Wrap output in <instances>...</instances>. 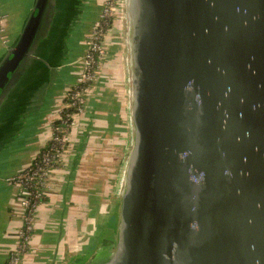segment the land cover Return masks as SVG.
I'll use <instances>...</instances> for the list:
<instances>
[{"label": "water", "instance_id": "obj_1", "mask_svg": "<svg viewBox=\"0 0 264 264\" xmlns=\"http://www.w3.org/2000/svg\"><path fill=\"white\" fill-rule=\"evenodd\" d=\"M125 9L131 143L115 233L84 264H264V0ZM55 10L35 0L0 58L1 100Z\"/></svg>", "mask_w": 264, "mask_h": 264}, {"label": "crops", "instance_id": "obj_2", "mask_svg": "<svg viewBox=\"0 0 264 264\" xmlns=\"http://www.w3.org/2000/svg\"><path fill=\"white\" fill-rule=\"evenodd\" d=\"M101 1L103 2V0H89L92 7L98 4L99 11L91 21L82 18V24L75 33L74 43L70 46L65 68L67 65L71 67L76 64L78 61L75 59L80 57L78 68L75 70L77 74L87 49L85 37L101 12L99 4ZM4 3L3 14H0L4 28L0 33V54L4 53L12 43L11 34L16 37L20 34L35 0H7ZM120 23L122 24V20ZM119 34L121 37V31ZM120 37L111 41L106 39L107 54L101 66L97 85L88 100L86 111L78 118L75 143L71 152L60 167L51 169L46 191L47 199L40 204L39 210L34 215L32 244L22 254L23 264H49L50 261L56 263L58 259L64 258L67 251L74 250L76 243L78 246L75 250H87L88 247L84 246L87 239L91 240L89 245L94 248L96 243L88 237L89 229L95 228L96 232L103 225L110 229L114 227L112 219L116 222L117 195L131 143L127 101L128 71L124 49L122 51L120 48L123 45ZM77 44L84 47L81 55L76 53ZM60 79L61 75L52 85L45 88L41 102L26 119L21 135L16 136L10 143L7 147L9 151L6 149L0 155V167H4L0 169V198L5 197L4 217L0 209V217L3 218L0 224V264H7L10 252L18 245V232L23 225V210L20 204L18 205V190L8 178L32 163L38 151L49 141L51 129L59 119L58 114L64 103L66 91L74 82L71 79L63 81ZM56 83L64 84L65 88L62 92H59L62 86H58L57 90L54 89ZM99 89L102 97H98L97 100L100 102L99 107L96 108L95 102L94 105H91V102L93 99L96 100ZM47 97L49 102L45 106ZM89 107L92 108L91 111ZM85 118L90 119L86 125ZM82 140L84 145L75 146ZM10 167H12L10 172H3ZM8 186L15 188L12 187L16 195L14 193L10 195ZM5 188L6 193L3 190ZM100 197L102 200H99ZM105 208H109L107 212ZM99 215L100 217L97 218ZM90 221L92 222L89 223ZM103 221L105 224L102 223Z\"/></svg>", "mask_w": 264, "mask_h": 264}, {"label": "built area", "instance_id": "obj_3", "mask_svg": "<svg viewBox=\"0 0 264 264\" xmlns=\"http://www.w3.org/2000/svg\"><path fill=\"white\" fill-rule=\"evenodd\" d=\"M120 1L103 0V8L89 30V35H87V49L83 57V69L74 83L78 89L75 88L68 93L67 96L70 100L62 104L58 114V120L67 121L69 118L72 119L68 123L69 130L64 131L54 125L51 129L49 141L53 140L55 144L41 155V160L35 163L32 161L18 173L8 178V181L14 184L18 190L19 204L23 210V225L18 232V245L10 252L7 264H23L22 254L32 244L34 215L39 210L43 197H46L51 169L60 167L74 146L76 123L79 116L87 109L89 99L86 98V95L89 97L88 93L92 91H89V89L93 88L92 84L97 77L96 72L100 59L102 57L104 59L106 55L105 48L103 49V38L106 34L104 25L108 23L109 18L115 19ZM3 30L0 17V33ZM69 108L76 109V112H66Z\"/></svg>", "mask_w": 264, "mask_h": 264}, {"label": "flooded vegetation", "instance_id": "obj_4", "mask_svg": "<svg viewBox=\"0 0 264 264\" xmlns=\"http://www.w3.org/2000/svg\"><path fill=\"white\" fill-rule=\"evenodd\" d=\"M83 2L55 0L54 19L36 47V58L23 68V74H17L15 83L7 86L9 94L0 99V155L24 130L26 119L41 102L45 88L52 85L65 68L76 29L82 24L86 6Z\"/></svg>", "mask_w": 264, "mask_h": 264}, {"label": "rangeland", "instance_id": "obj_5", "mask_svg": "<svg viewBox=\"0 0 264 264\" xmlns=\"http://www.w3.org/2000/svg\"><path fill=\"white\" fill-rule=\"evenodd\" d=\"M7 0H0V14H3V12H2V7H4V2H6ZM87 2H88V4H87ZM93 2V1H92ZM86 6L84 7V12H83V16L82 17H85L86 18V20H93L94 19V17H95V14H97V12L99 11V10H97V9H99L98 8V4H95L94 5V7H92V5H90L89 4V0H84V2H83ZM125 3H126V0H124V1H120V3H119V5H118V9L116 10L117 11V16L115 17V19H114V21H113V25L109 28V30L106 32V34H105V37L103 38V41H104V44H103V49H104V51H105V53L107 54V49H106V46H107V41H106V39L107 40H113V39H117V38H119L120 37V34H119V32L121 31V44H123V45H121L122 47H120L121 48V50L123 51V49H124V52H123V54L125 55V58H126V65H127V56H128V49H127V39H128V36H127V34H128V25H127V20H126V9H125ZM92 4V3H91ZM93 4H94V2H93ZM100 11L102 10V8H103V2L101 1L100 3ZM89 7H88V6ZM97 5V6H96ZM24 19L26 18V15L24 14ZM24 19H23V21H24ZM27 19V18H26ZM121 20H122V24L120 23L121 22ZM23 24V23H22ZM121 24V26H120V31H119V25ZM21 30V29H20ZM89 33V32H88ZM87 35H89V34H87ZM11 38H12V43L11 44H13V42L14 41H16V39H17V37L16 36H14L13 34H11ZM87 37H85V43L87 44ZM76 48H75V50L77 51L76 53L77 54H82L83 53V50H84V47H82V46H80V45H76L75 46ZM5 53V52H4ZM4 53H1L0 54V58L2 57V55L4 54ZM85 55V54H84ZM84 55H83V57H84ZM119 56V55H118ZM83 57H82V60H81V69H80V71L78 72V75L81 73V71H82V69H83V64H84V60H83ZM80 58V57H79ZM79 58H76L75 60L76 61H78V62H76V64L74 63V65H71V67H68V65H67V67L66 68H63V70L64 71H61V79L60 80H69V79H71L72 81H74L73 82V84L76 82V78H77V76L75 77V75L77 74V72L75 71L77 68H78V63L80 62V60H79ZM119 58H120V56H119ZM120 60V59H119ZM104 64V59H103V57L100 59V62H99V67H98V69H97V72H96V75H97V77L95 78V82H97V80H98V76L100 75V72H101V66ZM77 65V66H76ZM74 66V67H73ZM59 77L60 76H58V78L57 79H59ZM61 81V82H62ZM72 84V85H73ZM71 85V86H72ZM58 86H62V87H60V89H59V92H62V90L65 88L64 87V84H59L58 85V83H56L55 84V86H54V89H56ZM57 90V89H56ZM55 90V91H56ZM90 90H92L91 92H89ZM93 90H94V88H91V89H89V97L91 96V95H93ZM89 97L86 95V98H88L89 99ZM127 101H129V99H127ZM49 102V98L47 97V100H46V103H45V106L47 105V103ZM94 102H95V100L93 99L92 100V102H91V105H94ZM62 107V106H61ZM89 109H90V107H89ZM92 109V108H91ZM91 109H90V111H91ZM84 117H85V115H84ZM89 121H90V119H88V118H85V125L86 124H88L89 123ZM77 124V123H76ZM23 132V131H22ZM22 132H20L19 134H17V136H19V135H21V133ZM12 149V148H11ZM7 151H9V148H7ZM5 152V151H4ZM115 166H117V163L115 162ZM4 167H0V169H3ZM7 168V167H6ZM12 170V167H10L9 169H5L3 172H10ZM13 186H8V188H9V190H8V192H10V195H11V193L13 194L14 193V195H16V192L14 191L13 192V188H12ZM15 189V188H14ZM4 190V192L6 193L7 191H6V188L5 189H3ZM10 197V196H9ZM8 198V197H7ZM99 200H102L101 199V197L99 198ZM105 203V202H104ZM106 204V203H105ZM18 205H19V200H18ZM4 206H5V197L4 196H2L1 198H0V209H1V212H2V215H3V217L5 216V213L3 212V210H4ZM105 206V205H104ZM109 208H105V210H106V212H107V210H108ZM100 217V215L97 217V218H99ZM91 218H93V217H91ZM96 218V219H97ZM113 220V222H112V224H113V226L115 225V223L116 222H114V219H112ZM93 221V220H92ZM92 221H90L89 223H91ZM3 222V218H1L0 217V224ZM88 223V224H89ZM103 224H105V222L103 221L102 222ZM97 232H98V234H97ZM94 233H95V235H94ZM115 233V229L112 227V229H110L108 226H104L103 225V227H101V228H99L98 229V231H96L95 232V228H90L89 229V235H88V237L89 238H92L93 240H95V243L97 242V240H98V242H99V239L100 240H102V239H104L105 237L106 238H110V237H112L113 236V234ZM90 241L91 240H89V239H87V241L85 242V244H84V246H87L88 248H87V250H89V249H93V247H91V245H89V243H90ZM78 242V241H77ZM96 245V244H95ZM77 246H78V244L76 243V246H75V244H74V247H75V249L77 248ZM72 247H73V245H72ZM71 250V251H67V253L65 254V256H64V258H61V259H58L57 261H56V263H53V261H50V263L49 264H51V262L53 263V264H84L85 263V260L87 259V256H88V254L91 252V251H87V250H84V251H81V250ZM0 261H1V259H0Z\"/></svg>", "mask_w": 264, "mask_h": 264}, {"label": "trees", "instance_id": "obj_6", "mask_svg": "<svg viewBox=\"0 0 264 264\" xmlns=\"http://www.w3.org/2000/svg\"><path fill=\"white\" fill-rule=\"evenodd\" d=\"M113 21H114V19L113 18H109L108 19V23L106 24V25H104L105 26V31L107 32L108 30H109V28L113 25ZM77 30V29H76ZM86 52V51H85ZM85 54V53H84ZM78 74H76V76H77ZM77 79V78H76ZM97 82H94L92 85H93V88L95 87V85H97L96 84ZM78 89V87L75 85V84H73L72 86H70L68 89H67V91H66V95H65V98H64V102H68L70 99L68 98V93L69 92H71L72 90H74V89ZM100 90L101 89H99L98 91H97V93H96V100H95V105H96V108H98L99 107V102H100V100L98 101L97 99H98V97L100 98V97H102V93H99L100 92ZM94 97V98H95ZM66 112H68V113H74V112H76V109H74V108H69ZM71 118H69L67 121L66 120H57L55 123H54V125L56 126V127H59L60 129H63L64 131H68L69 130V126H68V123L69 122H71ZM55 144V142L53 141V140H50V141H48L47 142V144L44 146V147H42L39 151H38V153H37V155H36V157H35V159L33 160V162L35 163L36 161H38V160H41L40 159V157H41V155L43 154V153H45L46 151H48L49 150V148L50 147H52L53 145ZM77 144H79L80 146H82V145H84V140H82V142H78V143H76V145L75 146H77ZM77 155V154H76ZM74 157H75V155H74ZM77 158L79 159V155L77 156ZM76 158V159H77ZM47 199V197H43V199H42V201H44V200H46ZM96 202V201H95ZM8 259V258H7Z\"/></svg>", "mask_w": 264, "mask_h": 264}]
</instances>
